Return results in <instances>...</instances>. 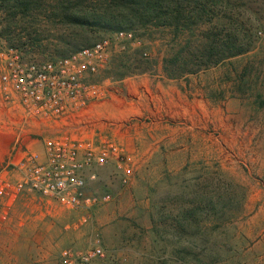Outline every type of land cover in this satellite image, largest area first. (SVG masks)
I'll return each mask as SVG.
<instances>
[{
  "label": "rangeland",
  "instance_id": "1",
  "mask_svg": "<svg viewBox=\"0 0 264 264\" xmlns=\"http://www.w3.org/2000/svg\"><path fill=\"white\" fill-rule=\"evenodd\" d=\"M60 1L27 0L29 7L14 16L0 8V45L12 43L40 60L90 45L110 32L74 38L54 12ZM232 1L241 2L240 9L217 5L209 26H221L219 37H224L231 19L239 18L251 32V46L179 76L186 90L180 149L166 152L160 146L145 161V153L129 145L131 126L144 120V113L123 118L129 127L118 125L122 119L102 120L103 127L113 123L104 128L109 136L136 155L133 177L122 184L114 164L92 168L96 177L87 181L85 194L109 199L89 209L31 192L36 199L23 200L12 217V223L23 220L26 227H5L8 219L0 215V264H58L63 248L88 250L97 240L104 254L90 264H264V0ZM135 30L142 45L130 55H112L107 67L114 74L122 60L132 72L163 67V59L174 56L186 39L190 47L180 52V60L189 61L187 68L197 67L199 59L193 62L191 53L205 38L181 33L173 40L166 26ZM214 96L216 113L204 99ZM227 98L232 100L227 103ZM40 137L32 136L31 148L42 156ZM164 142L167 138L150 140Z\"/></svg>",
  "mask_w": 264,
  "mask_h": 264
},
{
  "label": "built area",
  "instance_id": "2",
  "mask_svg": "<svg viewBox=\"0 0 264 264\" xmlns=\"http://www.w3.org/2000/svg\"><path fill=\"white\" fill-rule=\"evenodd\" d=\"M140 45L142 39L131 30L109 32L91 45L40 60L14 45H0V109L10 110L8 122L15 129L9 156L0 166V200L8 201L7 209L24 191L56 198L72 208H92L109 199L85 194L87 181L96 177L92 168L110 163L122 184L130 181L135 154L104 129L113 123L94 126L87 113L92 104L109 97L111 83L119 79L106 74L112 55L136 52ZM32 122L34 127L49 128L41 133L42 156L31 148L33 139L23 134ZM129 124V119L118 122L121 128ZM87 219L88 215L83 218ZM103 254L97 240L88 250L63 248L58 264H90Z\"/></svg>",
  "mask_w": 264,
  "mask_h": 264
},
{
  "label": "trees",
  "instance_id": "3",
  "mask_svg": "<svg viewBox=\"0 0 264 264\" xmlns=\"http://www.w3.org/2000/svg\"><path fill=\"white\" fill-rule=\"evenodd\" d=\"M223 3L233 10L240 9L241 2L230 3V0H61L54 12L59 17V23L75 34L74 38H86L97 30H131L137 35L135 27L144 25L171 28L173 40L181 33L205 38V41L197 42L198 51L193 50L191 53L193 58L196 56V59H191L193 62L199 59L196 68H187L185 65L189 61L180 60V52L190 47L189 39L174 56L163 59L165 75L177 78L184 73L215 65L227 56L240 54L250 48L251 32L239 18L231 19V26L224 28V37H219L221 26H209L216 6ZM28 7L27 0H0V8L11 11L13 16L17 10ZM203 25H208V28L198 31V27ZM118 66V73L114 74L108 68L106 74L121 78L132 72L126 60L120 61Z\"/></svg>",
  "mask_w": 264,
  "mask_h": 264
},
{
  "label": "crops",
  "instance_id": "4",
  "mask_svg": "<svg viewBox=\"0 0 264 264\" xmlns=\"http://www.w3.org/2000/svg\"><path fill=\"white\" fill-rule=\"evenodd\" d=\"M108 94L109 97L106 100L94 103L89 107L87 114L92 125L103 127L102 120L104 119L121 120L135 112L144 113L145 119L140 123L137 121L131 126L129 135L132 140L129 139L131 142L129 145L131 151L145 153V161L151 158L150 155L148 156L149 152H160V146H163L162 149L168 152L177 151L183 145L186 127L184 124L186 90L181 78L167 77L160 65L156 69L135 70L131 74L116 79L115 84L109 87ZM213 98V100L207 97L204 99L207 100L206 103L210 105V109L213 108L216 113V106H212V104L215 105L218 100L215 99V96ZM231 100L232 98H227L226 102L229 103ZM9 112V109H0V166L9 156L13 131L15 130L8 124ZM169 117L174 119H168ZM47 131H49L48 127H34L32 122L24 128L23 134L25 139L30 140V138L33 139V135L38 134L35 136L39 137L41 133ZM152 137L167 138V142L151 144ZM176 146L177 150H170ZM37 150L40 149L37 147ZM41 151L43 152L42 146ZM143 153H141V157L144 156ZM31 192L24 191L18 195V198L12 201L9 209L5 206L8 201L6 199L0 200V215L2 216L6 209L8 210L6 215L8 223L6 226L4 225L5 227H26L23 220L12 223V217L23 200L36 199V196Z\"/></svg>",
  "mask_w": 264,
  "mask_h": 264
}]
</instances>
